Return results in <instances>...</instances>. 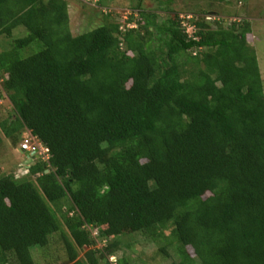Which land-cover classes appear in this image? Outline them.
I'll use <instances>...</instances> for the list:
<instances>
[{
	"label": "trees",
	"instance_id": "trees-1",
	"mask_svg": "<svg viewBox=\"0 0 264 264\" xmlns=\"http://www.w3.org/2000/svg\"><path fill=\"white\" fill-rule=\"evenodd\" d=\"M166 7L161 23L132 10V28L72 36L66 0H0V42L27 32L0 51L11 106L0 133L16 146L27 132L46 150L24 178L0 176V264H49L34 253L58 233L62 264H112L135 234L170 248V264H264V87L250 22L194 8L188 33Z\"/></svg>",
	"mask_w": 264,
	"mask_h": 264
},
{
	"label": "rangeland",
	"instance_id": "rangeland-1",
	"mask_svg": "<svg viewBox=\"0 0 264 264\" xmlns=\"http://www.w3.org/2000/svg\"><path fill=\"white\" fill-rule=\"evenodd\" d=\"M210 1L176 0L170 7H166L169 2L166 1V4H164L163 0H66L68 4L69 29L72 36H78L107 23L118 24L121 28L125 27L132 10H142L145 14H157L160 20L158 23L164 21L167 13L164 10L165 7L167 10L170 8L174 12H179L182 20L189 18V16H194L192 11L194 12L195 9L203 11L195 13L199 17H206L207 19L225 18L229 20L228 23L247 20L251 25V35L246 37V41L255 53L264 87V0H219L213 2L212 7H208ZM186 22V20H183V25L188 33H192V29L186 26ZM127 27L132 28L134 26L126 25ZM25 34L27 32L22 27L14 30L10 39L0 42V51L7 49L13 40L23 37ZM153 47L158 48L159 45H153ZM33 52H25L22 56H29ZM10 111L11 106L7 99H1L0 121L5 120ZM28 135L27 132L22 133L17 145L14 146L0 133V176L3 174H14L17 178H24L26 169L33 165L35 158L27 159L18 150L19 141H24ZM30 146L33 149L32 151H36L37 159L45 161L46 157L42 149L38 148V146L35 147L33 143ZM169 233V231H166L164 235L167 236ZM60 239V233L50 237L49 245L46 249L35 250L34 258L41 262L48 260L47 263L49 262V264H62L65 261V255L61 250ZM120 245L121 249L117 252V258H121L124 255L129 258L132 264H170L176 260L173 251L168 247H166V252L170 255V258L158 252L164 243L153 242L141 234H135L120 240ZM189 253L192 255L190 249ZM117 258H112L111 263L113 264Z\"/></svg>",
	"mask_w": 264,
	"mask_h": 264
},
{
	"label": "built area",
	"instance_id": "built-area-1",
	"mask_svg": "<svg viewBox=\"0 0 264 264\" xmlns=\"http://www.w3.org/2000/svg\"><path fill=\"white\" fill-rule=\"evenodd\" d=\"M31 142H32V138H25L24 141L19 146V151L20 152H27V153H29L30 151H32L33 149L30 146L31 145ZM42 151L43 152H46V150H42Z\"/></svg>",
	"mask_w": 264,
	"mask_h": 264
},
{
	"label": "water",
	"instance_id": "water-1",
	"mask_svg": "<svg viewBox=\"0 0 264 264\" xmlns=\"http://www.w3.org/2000/svg\"><path fill=\"white\" fill-rule=\"evenodd\" d=\"M25 154V156L27 157V158H30V157H32V156H36L35 154H36V151H32V152H29V153H24ZM47 173V172H46Z\"/></svg>",
	"mask_w": 264,
	"mask_h": 264
},
{
	"label": "clouds",
	"instance_id": "clouds-1",
	"mask_svg": "<svg viewBox=\"0 0 264 264\" xmlns=\"http://www.w3.org/2000/svg\"><path fill=\"white\" fill-rule=\"evenodd\" d=\"M20 153L24 154V153H27V152H20ZM24 155H25V154H24ZM33 157H34L35 159H37V156H32V157H30V159L33 158ZM27 159H29V158H27Z\"/></svg>",
	"mask_w": 264,
	"mask_h": 264
}]
</instances>
